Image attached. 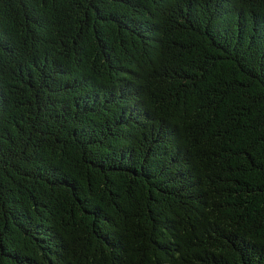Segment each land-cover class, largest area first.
<instances>
[{
    "label": "trees",
    "instance_id": "1",
    "mask_svg": "<svg viewBox=\"0 0 264 264\" xmlns=\"http://www.w3.org/2000/svg\"><path fill=\"white\" fill-rule=\"evenodd\" d=\"M0 264H264V0H0Z\"/></svg>",
    "mask_w": 264,
    "mask_h": 264
}]
</instances>
